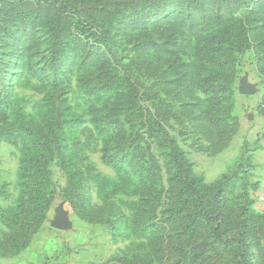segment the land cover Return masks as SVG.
Returning <instances> with one entry per match:
<instances>
[{
	"label": "rangeland",
	"instance_id": "rangeland-1",
	"mask_svg": "<svg viewBox=\"0 0 264 264\" xmlns=\"http://www.w3.org/2000/svg\"><path fill=\"white\" fill-rule=\"evenodd\" d=\"M77 1L0 0V264H264V0Z\"/></svg>",
	"mask_w": 264,
	"mask_h": 264
},
{
	"label": "trees",
	"instance_id": "trees-1",
	"mask_svg": "<svg viewBox=\"0 0 264 264\" xmlns=\"http://www.w3.org/2000/svg\"><path fill=\"white\" fill-rule=\"evenodd\" d=\"M142 1H146V0H133L134 3H140ZM51 9H53L57 14L61 15V16H70L73 14H79V19L84 18L85 15L83 13V10L81 8L82 3L77 1V0H53L52 3H49ZM39 157H41V159H43V166L45 167L47 165L46 161H47V153L46 152H40ZM106 159V158H105ZM110 163V161H109ZM177 167L181 168L184 166L183 163L180 161L177 164ZM183 173H185L186 177H184L185 179V183H187V186H193V180L191 179L190 175H189V171L187 169L183 170ZM104 183H108V182H104ZM121 186H116L113 188L112 191L107 193V197L110 198L113 195L117 194L118 192H120L121 190ZM0 219H2V221L4 222L5 218V213L2 212Z\"/></svg>",
	"mask_w": 264,
	"mask_h": 264
},
{
	"label": "water",
	"instance_id": "water-1",
	"mask_svg": "<svg viewBox=\"0 0 264 264\" xmlns=\"http://www.w3.org/2000/svg\"><path fill=\"white\" fill-rule=\"evenodd\" d=\"M52 226L58 230H65L69 227V222L66 219L65 212L63 210L58 212V215L52 223Z\"/></svg>",
	"mask_w": 264,
	"mask_h": 264
},
{
	"label": "crops",
	"instance_id": "crops-1",
	"mask_svg": "<svg viewBox=\"0 0 264 264\" xmlns=\"http://www.w3.org/2000/svg\"><path fill=\"white\" fill-rule=\"evenodd\" d=\"M47 246H50V249H52L53 251H55V241L54 240H51V242H49L48 244H46ZM58 248V247H57ZM28 251V250H27ZM45 255H47V254H45ZM25 256H26V253H25ZM28 256V255H27ZM24 257V256H23ZM32 258H27V257H25V259L23 260V261H20L19 262V264H31V263H33V264H35L36 263V260H38V255H36V256H31ZM43 259H45V256H44V258ZM82 261H84V260H82L81 259V263L80 264H85V262H82ZM54 263V262H53ZM45 264V263H44Z\"/></svg>",
	"mask_w": 264,
	"mask_h": 264
},
{
	"label": "built area",
	"instance_id": "built-area-1",
	"mask_svg": "<svg viewBox=\"0 0 264 264\" xmlns=\"http://www.w3.org/2000/svg\"><path fill=\"white\" fill-rule=\"evenodd\" d=\"M259 201H260L261 206L264 208V192L260 195Z\"/></svg>",
	"mask_w": 264,
	"mask_h": 264
}]
</instances>
